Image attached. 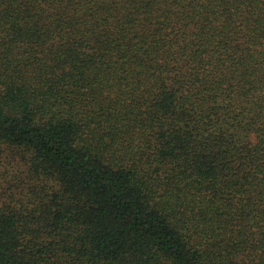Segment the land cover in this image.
Instances as JSON below:
<instances>
[{"label": "trees", "instance_id": "trees-1", "mask_svg": "<svg viewBox=\"0 0 264 264\" xmlns=\"http://www.w3.org/2000/svg\"><path fill=\"white\" fill-rule=\"evenodd\" d=\"M0 264H264V0H0Z\"/></svg>", "mask_w": 264, "mask_h": 264}]
</instances>
